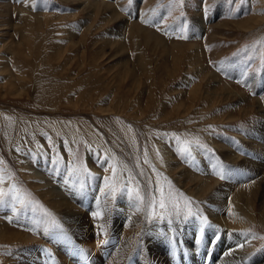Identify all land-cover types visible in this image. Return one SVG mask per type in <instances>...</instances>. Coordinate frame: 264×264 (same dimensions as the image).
Instances as JSON below:
<instances>
[{"label": "rangeland", "instance_id": "374dc122", "mask_svg": "<svg viewBox=\"0 0 264 264\" xmlns=\"http://www.w3.org/2000/svg\"><path fill=\"white\" fill-rule=\"evenodd\" d=\"M262 165L264 0H0V264H68L70 249L112 264L126 238L138 248L119 264H146L142 233L162 244L164 230L176 240L166 264H218L209 205L225 197L232 221L239 192L253 194L254 216L224 232L223 254L243 249L240 264H253ZM188 174L212 189L199 195ZM53 192L94 222L92 236L74 235Z\"/></svg>", "mask_w": 264, "mask_h": 264}, {"label": "bare ground", "instance_id": "6f19581e", "mask_svg": "<svg viewBox=\"0 0 264 264\" xmlns=\"http://www.w3.org/2000/svg\"><path fill=\"white\" fill-rule=\"evenodd\" d=\"M165 150V149H164ZM166 151V150H165ZM167 152V151H166ZM165 152V153H166ZM166 156V155H165ZM229 156V155H228ZM174 162V161H173ZM260 167V166H258ZM262 167H264L262 165ZM257 169V168H256ZM261 175L264 174V170H262V172L260 173ZM189 176H187V179H191V181H193L197 187H198V194L201 195L202 193H207L209 192V190L212 189V186H209L210 183H208L209 179H201V180H198L197 178H194L193 179V176L192 174H188ZM260 175V176H261ZM262 180L264 181V175L262 176V179L260 180L262 182ZM259 182V181H258ZM260 183V182H259ZM212 185V184H211ZM46 189V188H45ZM48 189V188H47ZM51 191V189H49ZM252 190V189H251ZM49 191V192H50ZM47 193V191H45ZM44 192V193H45ZM217 192V190H216ZM214 192V193H216ZM220 192V191H219ZM222 192V191H221ZM251 192V191H250ZM54 193V192H53ZM53 193H49V196L50 197H53L52 201L54 203V206L57 207L58 205H61L62 207H65V209L70 213L72 214L71 217L74 218L73 220V224H70V229L73 230L74 232V235H79L81 234V232H83L85 235H87L88 237L92 236L94 234L93 232V223L89 220L88 216L86 214H84L82 211H79L78 209H75L73 206L70 205V203H68L67 201L63 200L61 197H57L54 193V196ZM229 193V192H228ZM48 194V193H47ZM56 196V197H55ZM214 197V196H213ZM212 197V198H213ZM216 197V196H215ZM213 198V200H215L216 202H211L210 203V216L211 217H217L216 220H218L220 223H222L221 227H219V233L220 236H222L224 238V241H222V248H221V251L217 253V249L218 248H215L213 249L212 251L215 252V254L213 255L214 259L216 260V262L219 264H240V262L242 263L243 260H245V258L247 256H244L243 252H241L243 249L239 250V251H233L232 253H227L226 254H223L225 253L224 251L231 248L228 244L225 245L226 243V235L225 233L228 232L229 228L230 227H233L236 226V228L238 227H245L244 224H245V219H244V213H246L247 215L250 216L251 214V211H250V198L253 197V194L251 195L250 193H238L236 195V201L238 202V205L236 206H233L231 207L230 209H232V221H231V218L230 220L228 218H226V214L228 213L227 210L229 209L228 207V203L224 200V198ZM211 199V198H210ZM209 199V200H210ZM263 199H264V195H263ZM62 200V201H61ZM60 201V202H59ZM212 201V200H211ZM252 201V200H251ZM235 203V202H234ZM264 204V203H263ZM7 207V205H6ZM5 206H2L0 208L1 211H7V208ZM59 208V207H57ZM239 208L241 211H239ZM9 212V216L7 217V219H11L13 215H17L15 214V212L13 211H8ZM98 212V211H97ZM100 212V211H99ZM230 213V212H229ZM214 214V215H213ZM4 215V213H3ZM23 215V213H22ZM25 215V216H24ZM22 219L25 220V222L23 223V225H25V223L28 221L26 219V214H24ZM99 215V214H98ZM125 215V214H123ZM252 215V214H251ZM127 216V215H126ZM254 216V215H252ZM251 216V217H252ZM15 217V216H14ZM105 217V216H104ZM102 217V221L99 222L100 225H104L103 227L104 228H107V223L109 222L108 220H106V218ZM121 217V216H119ZM231 217V216H230ZM17 217H15L16 219ZM127 218V217H126ZM250 218V217H249ZM215 219V218H214ZM256 219V217H255ZM27 220V221H26ZM116 224H113L114 226H112V233L113 235L120 232V225H122L121 223V220L119 218L116 219ZM96 221V220H95ZM130 221V224H131V227H134V226H137L139 225L138 223V220L134 219V218H130L129 219ZM215 221V220H214ZM217 222V221H216ZM7 224V223H6ZM6 224H3L0 222V240H3L5 241L6 240V236H7V233L10 231L9 227L6 225ZM248 224V223H247ZM98 228V227H97ZM30 229V228H29ZM100 229V228H99ZM97 229V230H99ZM165 229V228H164ZM241 229V228H240ZM239 229V230H240ZM41 230V229H40ZM110 230V229H109ZM145 230V229H144ZM222 230V231H221ZM238 230V231H239ZM170 232V230H168ZM168 231L167 230H164V231H161V238L163 243L162 244H156V240L158 238V235H146L147 232L144 231V233H142V239H143V242L145 243L144 244V249H146V253L149 257V260L147 261L146 264H166V262L168 261V253H169V248L172 247V245L174 243H176V240H172L171 243H166L164 241V238H165V235L167 234L168 235ZM125 232V231H124ZM225 232V233H224ZM16 234V235H15ZM15 234H11V237L12 239L17 242H20V241H23L24 238L20 235H18L17 233ZM125 234V233H123ZM109 235V234H108ZM184 235V234H183ZM25 236V234H24ZM148 236V237H146ZM22 237V238H21ZM179 237V236H178ZM175 238L177 239V236H175ZM234 239L236 240H239L242 238V236H233ZM232 238V239H233ZM26 239V238H25ZM231 239V240H232ZM126 241L122 243V245H116V252H117V255H116V259H114V261H112V264H119V261L120 259H122V257H126L129 256V257H132L135 255V252H136V248H138V244L137 242L133 239V238H130V239H125ZM55 241V244H58V241L54 240ZM159 241V240H158ZM171 241V240H170ZM8 242V241H7ZM12 242V241H11ZM190 242H193L195 243L194 239L190 236V234L187 236L185 235L184 238H181L179 240V244H180V247L182 249L187 248V243H190ZM69 244V241H66V244L65 245H68ZM191 244V243H190ZM73 245V244H72ZM227 246V247H226ZM168 247V248H167ZM184 247V248H183ZM64 248V247H63ZM185 248V249H186ZM176 249V248H175ZM245 249V248H244ZM73 250V249H72ZM230 250V249H229ZM70 252V256H72V259H68L66 263L68 264H72L76 262V264H87L86 260L84 258L80 259V256L77 252H75V250L71 251L68 250ZM244 251V250H243ZM173 252V251H172ZM231 252V251H230ZM245 252V251H244ZM173 254V253H172ZM32 256V255H31ZM34 257V256H33ZM115 257V256H114ZM259 256H256V262H254L253 264H264V254L260 255V258ZM19 259V258H18ZM74 260V261H72ZM197 260V259H196ZM13 261V260H12ZM246 261V260H245ZM248 261V259H247ZM35 262V261H32V263ZM63 262V261H62ZM43 263V262H42ZM38 264V263H36ZM111 264V263H110ZM247 264H252L250 261L247 263Z\"/></svg>", "mask_w": 264, "mask_h": 264}, {"label": "snow or ice", "instance_id": "6c2138e0", "mask_svg": "<svg viewBox=\"0 0 264 264\" xmlns=\"http://www.w3.org/2000/svg\"><path fill=\"white\" fill-rule=\"evenodd\" d=\"M221 179H223L224 177H223V175H221V177H220ZM0 182H2V181H0ZM6 195V193L2 190V189H0V198H2V197H4ZM165 205H164V203H163V201H161L160 202V207H164Z\"/></svg>", "mask_w": 264, "mask_h": 264}]
</instances>
